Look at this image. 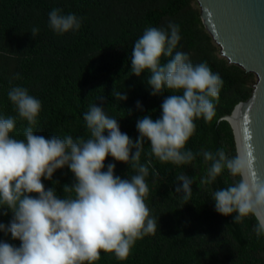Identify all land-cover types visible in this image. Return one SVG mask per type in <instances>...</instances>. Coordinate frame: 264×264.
Here are the masks:
<instances>
[{
    "label": "trees",
    "instance_id": "obj_1",
    "mask_svg": "<svg viewBox=\"0 0 264 264\" xmlns=\"http://www.w3.org/2000/svg\"><path fill=\"white\" fill-rule=\"evenodd\" d=\"M53 8L82 17L80 31L58 35L51 30L48 13ZM169 21L180 27L176 50L188 53L193 64L207 63L223 79L216 117L210 124L202 118L195 121L196 132L186 145L197 154L192 166L162 163L151 157L146 203L157 219L155 235L138 240L125 261L101 252L96 264H264V237L258 238L252 231L255 218L234 224L235 214H219L212 200L216 189L233 184L239 177L225 170L213 184L199 187L198 181L209 166L199 155L202 149L215 152L222 148L230 157L237 154L233 130L225 117L251 95L255 75L220 54L202 22L196 0H0V116L15 117L12 135L24 139L27 121L18 117L7 96L10 87L22 86L42 103L34 128L37 135L46 139L69 135L74 140L88 138L83 114L90 104L98 103L118 120L123 133L136 140L137 121L146 115L160 118L161 104L169 93L153 96L146 83L148 73L139 77L131 74L132 45L147 27H166ZM33 26L40 28L35 39L30 33ZM167 59L162 58V62ZM114 87L124 91L128 99L118 101L112 95ZM138 101L143 110L137 108ZM144 146L141 163L149 158L150 141ZM110 163L123 179L135 174L130 165L111 156L105 161V171ZM152 167L158 176L152 175ZM181 173L197 178L189 201L175 193L176 176ZM74 181L67 166L58 169L52 180H42L46 189L56 187L61 198L65 195L63 185ZM11 219L10 211L7 216L0 214V223L7 225ZM3 241L16 247L21 244L0 232Z\"/></svg>",
    "mask_w": 264,
    "mask_h": 264
},
{
    "label": "clouds",
    "instance_id": "obj_2",
    "mask_svg": "<svg viewBox=\"0 0 264 264\" xmlns=\"http://www.w3.org/2000/svg\"><path fill=\"white\" fill-rule=\"evenodd\" d=\"M48 17V27L58 35L79 32L83 23L82 17L65 14L60 8H53ZM39 32L33 26L30 33L35 39ZM180 41L179 25L169 21L166 27H147L132 45L131 74L148 73L151 95L169 93L161 104L160 118L146 115L137 121L136 140L123 133L118 120L98 103L90 104L83 114L88 138L46 139L34 131L41 101L25 87L9 88L8 99L28 126L24 139H16L12 135L16 118L0 116V214L12 213L9 224L0 223V232L21 241L19 247L0 242V264H96L101 252L125 261L138 240L155 235L157 219L146 203L151 157L192 166L197 154L186 145L196 132L195 121L202 118L210 124L214 120L223 87L220 74L207 63L193 64L188 53L176 50ZM164 57L169 59L162 62ZM112 95L118 101L128 99L115 87ZM137 108L143 110L139 101ZM146 140L151 145L149 158L141 163ZM199 155L209 165L198 181L200 189L213 184L225 170L239 177L212 193L215 210L224 216L235 214L234 224L254 217L252 231L256 237H264V182L250 180L254 162L242 151L230 157L222 148L215 152L202 149ZM109 156L130 165L135 174L130 179L117 176L114 163L105 171ZM65 166L75 181L63 185L61 198L56 187L46 189L42 180H52ZM152 175H159L154 167ZM196 181L186 173L177 175L175 193L189 201Z\"/></svg>",
    "mask_w": 264,
    "mask_h": 264
},
{
    "label": "water",
    "instance_id": "obj_3",
    "mask_svg": "<svg viewBox=\"0 0 264 264\" xmlns=\"http://www.w3.org/2000/svg\"><path fill=\"white\" fill-rule=\"evenodd\" d=\"M202 22L229 63L255 75L251 95L225 117L236 151L254 162L253 182H264V0H196Z\"/></svg>",
    "mask_w": 264,
    "mask_h": 264
},
{
    "label": "rangeland",
    "instance_id": "obj_4",
    "mask_svg": "<svg viewBox=\"0 0 264 264\" xmlns=\"http://www.w3.org/2000/svg\"><path fill=\"white\" fill-rule=\"evenodd\" d=\"M255 80H256V77H255Z\"/></svg>",
    "mask_w": 264,
    "mask_h": 264
}]
</instances>
